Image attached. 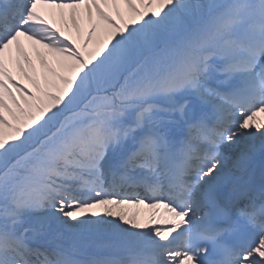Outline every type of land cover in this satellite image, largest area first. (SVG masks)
Wrapping results in <instances>:
<instances>
[{"label":"snow or ice","instance_id":"6c2138e0","mask_svg":"<svg viewBox=\"0 0 264 264\" xmlns=\"http://www.w3.org/2000/svg\"><path fill=\"white\" fill-rule=\"evenodd\" d=\"M0 264H264V0H0Z\"/></svg>","mask_w":264,"mask_h":264},{"label":"bare ground","instance_id":"6f19581e","mask_svg":"<svg viewBox=\"0 0 264 264\" xmlns=\"http://www.w3.org/2000/svg\"><path fill=\"white\" fill-rule=\"evenodd\" d=\"M123 210L128 213L129 217L138 214V220L141 222L147 221L152 213V210L145 207L125 206Z\"/></svg>","mask_w":264,"mask_h":264}]
</instances>
